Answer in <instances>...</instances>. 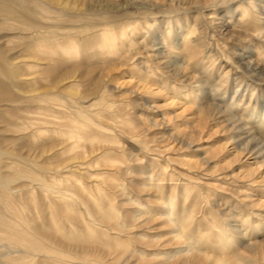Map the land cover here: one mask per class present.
<instances>
[{
    "label": "bare ground",
    "instance_id": "bare-ground-1",
    "mask_svg": "<svg viewBox=\"0 0 264 264\" xmlns=\"http://www.w3.org/2000/svg\"><path fill=\"white\" fill-rule=\"evenodd\" d=\"M149 82L189 120H162L168 136L201 154L182 180L129 111L164 106ZM263 99L264 0H0V264H264ZM211 123L228 139L216 153L248 167L226 175L232 193L201 183Z\"/></svg>",
    "mask_w": 264,
    "mask_h": 264
},
{
    "label": "rangeland",
    "instance_id": "rangeland-1",
    "mask_svg": "<svg viewBox=\"0 0 264 264\" xmlns=\"http://www.w3.org/2000/svg\"><path fill=\"white\" fill-rule=\"evenodd\" d=\"M207 12H209V11H207ZM223 37L215 36L214 39H215V42L219 45L220 49H223L224 51H228L229 50V43H227V40H228L227 37L228 36L226 35ZM217 51L218 50H215V52H217ZM232 58L234 61L237 60V58L235 56ZM206 64L209 65V63L207 61H206ZM223 65H224L223 70H226L228 67H230V65L225 63L224 61H223ZM218 67H219V65H217L215 68L213 67L214 73H212V74H214L213 77L216 80L218 79V76H219L218 74H216L218 72V70H217ZM121 70H124V69H119V70L115 69L113 72V75L115 74L117 79H119L121 77V75H120ZM215 74H216V76H215ZM230 75L231 74H229V76ZM146 85L148 86L149 89L157 90V96H154L155 102H152L151 104L159 103L160 105L164 104V106L160 107L159 109L146 110L145 106L136 107V104L132 102L129 105V108H130L129 111L134 115V117L138 118V120L136 122L138 124H140L142 126V128H143V125L148 126V132L142 131L141 134L144 138H147L150 141L149 142L150 144H154L156 146H169V148L162 153V156L159 157V160H160L159 162L162 166L167 165V163L164 160L165 159L164 156L169 157L172 163L168 166V171H170L171 167H173L175 169V172H177L175 175V180H177V181L182 180L181 177L178 176L179 175L178 173H180L182 175L184 173H187V169H186L187 166L182 163L183 161H185L183 159L186 158V156H189V157L193 156V158H198L201 154H200V152L193 151L194 150L193 147H187L184 144H180V143L174 141L168 135L170 132L169 131L170 127H178L180 130L187 129L189 127V122H187V121H189V120H185L183 116H180V118H177L175 116L173 110H177L178 112H180L181 108L179 107L180 105H177L174 103V101L177 102V100L168 99V96H169L168 94H171V93L164 91V90L157 89L158 85H155L152 82L146 83ZM232 90L234 91L233 93H235V87L233 88V86H232ZM258 91H259V89H258ZM237 96L238 95H236V97ZM118 98L132 99L134 97H130L128 95V93H126L124 95H120V97H118ZM125 101L129 102V100H125ZM262 101H260L258 106H257L258 111H261L264 107V104H262V103H264V101L263 102ZM260 106L262 107V109ZM150 118H154L156 120V126H150V125H152L151 123H149ZM165 118L168 120L166 123H168L169 128H164L165 125L162 124L163 123L162 120H164ZM165 129H167V131ZM223 130L224 129L218 127L214 123H211L208 125V128L203 129V132H202L200 138L194 142V144H195L194 148L195 147H208V149L206 151L212 152L213 155L217 154V156L219 157V159H217L218 157L216 156L213 163H210V165H203V167H202V172L205 173L206 175L204 174V176H202L201 183L208 184L210 186L211 195H213L215 192L220 193L221 191H222L221 193H225L226 191H229L232 193V190H234V189H233L232 185H230L226 182L227 178H229V177H226V175L228 174L230 176V174L237 173L241 170H245L246 168H248V167H246V165H243V164L240 165L241 163L236 164L233 162H229L230 160L226 161V160H228V158H221L219 156L220 155L219 152L216 153L215 149H217L218 145L220 146V144H222L223 142L228 140V139L226 140V138H225L226 133ZM153 136L164 137V139H163L164 141H157L153 138ZM125 143H126L125 144L126 149H129V148L133 149V145L131 146V144L129 142H125ZM214 151L216 154L214 153ZM207 153L208 152H206V154ZM216 163L218 165H216ZM221 165H223V168L222 167L221 168L215 167V166H221ZM196 170H199V169H196ZM258 173L261 175V177L264 176V168L259 169ZM219 177L221 179H217ZM129 180H132V182L129 185H132L133 183L138 185L137 186L138 190L135 191L132 188V190L134 191V197L135 196L136 197H149L152 195L151 193H148L150 190L144 184H142L137 179H135L132 175L125 176V181L128 182ZM261 180L264 181V178H262ZM228 181H231V179H228ZM231 182H233L232 184L236 185V183H238L240 181H238V182L235 181L236 183L234 181H231ZM260 183H262V184H259V183L257 184L258 190H257L256 196L254 198H256L255 200H257V201H259V200L264 201V183L262 181ZM237 185H240V184H237ZM228 194H230V193H228ZM127 196L130 200V197H131L130 193H128ZM117 200H118V198H117ZM152 200H154V199L153 198L148 199V201L151 204L154 203ZM117 205L121 210H124L126 208L129 209V208H132V206H134L133 203L130 206H126V204L121 206L120 203H117ZM204 206L206 208H209L208 204L204 205ZM205 207L200 208L199 211L201 210V212H202V210ZM258 208L260 210H262L264 208V204L259 202ZM262 219H264V218L259 217V223L260 224L262 223L264 225V222H263L264 220H262ZM158 224H159L158 222L150 223L149 225H147L143 229L146 231H149V229L151 227H156V226H158ZM256 225L257 224L251 223L252 231L257 229L258 226H256ZM255 226H256V228H255ZM154 232L155 231H153L151 233H153V234H160L161 233V232H158V233H154ZM256 235H258V236H256V238L259 237L260 239H263L264 238V231L262 230L260 232H257ZM148 240H152V239H146V241H144L142 243L138 242L141 244V246L143 247V249L145 251L149 248H152V249L154 248V247H151L148 245ZM144 257L149 258L146 256H144ZM138 264H142L140 259L138 260Z\"/></svg>",
    "mask_w": 264,
    "mask_h": 264
}]
</instances>
